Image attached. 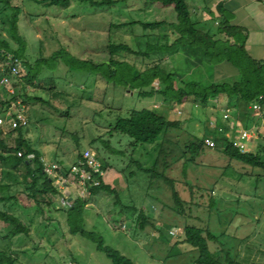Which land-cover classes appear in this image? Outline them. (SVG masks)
Wrapping results in <instances>:
<instances>
[{"label":"rangeland","instance_id":"obj_1","mask_svg":"<svg viewBox=\"0 0 264 264\" xmlns=\"http://www.w3.org/2000/svg\"><path fill=\"white\" fill-rule=\"evenodd\" d=\"M12 3L21 7L17 27L26 43L25 54L31 62L42 59L39 78H45L47 83L32 87L23 80L18 82V78V83L11 86L0 85L2 97H16L9 105L12 110L15 108L11 104L18 100L26 105L25 109L29 105L24 127L32 147L40 152L44 147L49 159L56 155L60 160L54 162L66 168L79 151L89 148L107 164L103 179L116 191L86 198L84 228L100 235L106 245L134 264L193 263L198 251L184 241L185 225L209 230L215 236L209 246L222 260L264 263V171L207 147L194 159L189 153L183 154L193 136L204 134L214 112L212 104L188 100L184 105H169L159 95L141 97L123 85L124 67L114 76L105 77L109 57L105 45L109 39L143 50L146 44L142 35L150 33L138 25H114L131 20H174L173 8L155 4L142 9L133 0L110 6L75 0L67 7H46L36 0ZM208 13L213 21L218 19L214 11ZM7 18L0 13L1 34L16 48L18 42L8 32ZM196 27L209 28L200 24ZM210 28L214 30L215 25ZM171 31L169 25L155 30L168 34ZM114 57L135 71V66L155 60V56L134 57L124 52ZM89 58L98 64L96 69L83 65ZM207 63V59L179 51L160 66L175 74L177 85L187 78L209 83L237 75L230 64L212 69ZM23 74L21 70L20 77ZM52 83L56 89L51 90L54 98L49 94ZM34 94L42 100L31 101ZM144 107L178 121V127L160 135L154 143L133 147L128 135L112 132V127L116 116ZM4 108L0 107V116L7 109ZM6 141L14 144L11 138ZM2 167L0 164V178L5 179ZM153 168L157 174H153ZM4 181L12 183L11 193L18 200L7 205L29 223L30 234L11 235L10 224L0 221V250L12 251L21 264H112L93 241L70 233L60 195L56 196V206L43 205L41 213L34 206H25L29 201L21 193L22 184L7 178ZM173 188L182 201L181 207L174 202ZM140 211L147 217L143 227L137 223Z\"/></svg>","mask_w":264,"mask_h":264},{"label":"trees","instance_id":"obj_2","mask_svg":"<svg viewBox=\"0 0 264 264\" xmlns=\"http://www.w3.org/2000/svg\"><path fill=\"white\" fill-rule=\"evenodd\" d=\"M43 6H60L67 7L71 0H36ZM81 3H88L92 6H110L113 3L127 0H75ZM141 4L144 9L148 6L159 5L162 7L171 6L175 12L174 20L159 19L153 21L131 20L114 26H140L143 30H150V33H144L142 40L146 48L135 49L125 42L115 43L109 39L106 43V51L109 54L106 60L105 77L109 78L117 74L121 67V77L123 85L130 90H136L139 96L154 97L161 96L169 105H184L188 100L198 102L201 105H209L211 100L224 98V106H228L233 98L237 104H242L247 109V104L263 95L262 105L264 111V62L250 57L245 49L246 30L240 26L230 23L231 16L223 8L222 4L217 5V12L220 13L218 19L213 24L215 29L208 30L198 29L193 21L190 9L186 0H133ZM21 7L13 4L12 0H0V13L8 16L7 21L10 23L8 32L10 36L18 42V46L13 48L10 40L1 34L3 22L0 21V78L3 74L1 66L6 65L9 60L20 62V71L23 70L22 77L19 75V81L35 87L44 86L47 80L39 78L41 70V58L30 61L25 54L26 43L20 36L17 27V20ZM171 26V33H160L155 30L162 26ZM171 35H174L171 39ZM179 51L201 57L208 60L207 65L213 69L222 63L230 64L237 72L236 77L220 82L205 83L199 79H183L177 85L175 74L165 71L160 65L169 57ZM118 52L132 54L134 57L147 58L155 56V60L147 65L133 67L119 61L114 56ZM96 69L98 64L89 58L84 60L83 65ZM119 68V69H118ZM139 69V70H138ZM17 82V81H16ZM17 82V83H18ZM15 83V82H14ZM2 86V85H1ZM4 85L3 87H7ZM55 89L52 83L49 87ZM52 93V92H51ZM50 97L54 98V94ZM27 95V94H26ZM26 98V96H24ZM25 98L23 102L25 101ZM28 98V97H27ZM33 98V97H32ZM29 99V98H28ZM31 99V98H30ZM16 99L11 97L5 99L0 92V107L8 108L10 103ZM50 104L51 101H46ZM7 106V107H6ZM178 127V121L168 119L164 114H160L154 108L144 107L141 109H131L126 115L115 117L112 132L126 134L131 138L130 144L135 147L142 143H154L160 135L167 133L170 129ZM26 127L19 125L12 127L9 122L0 125V164H3V178L12 179L14 183L24 186L23 191L25 198L29 201L28 205L34 206L37 212H44L43 205H55L56 196L59 192L50 178L43 170L41 153L31 146L30 140L26 137ZM111 132V133H112ZM212 137L216 142V147L212 148L205 143V138ZM7 138L13 139L14 144L11 146L7 143ZM218 144L220 147L217 148ZM220 150L223 155L230 159L236 160L251 168H260L264 171V140L259 139L256 149L241 150L235 145L233 139L228 138L218 130L216 126L209 123L205 125V132L202 136H193V139L186 144L187 153L191 154L192 159L197 156L204 148ZM17 152H21L18 155ZM94 153V152H93ZM81 152L79 151V156ZM95 154V153H94ZM97 156V154H96ZM104 170L107 164L100 159ZM6 166V167H5ZM153 174L155 168L152 169ZM21 178V180H20ZM166 178V177H165ZM0 178V221L10 224V234H24L29 236V223L8 207L9 201H18L17 196L11 193L12 183ZM169 183L172 179L166 178ZM99 192H108L115 194L116 191L104 179L99 186L92 189V195ZM203 193V192H202ZM202 193H200L202 195ZM174 202L181 207L179 195L173 188ZM211 200L213 197L208 193ZM87 199L75 197L71 206L62 207L61 210L66 215V222L71 234H79L93 241L96 248L101 250L112 264H134L133 261L121 254L117 249L105 244L103 238L93 231L84 228V208L87 205ZM210 201L209 205H212ZM177 209V208H176ZM178 210V209H177ZM145 214L140 211L137 217V223L140 227L146 222ZM184 241L198 251L197 256L193 259L196 264H243L235 259L227 258L222 260L215 255L209 246V241L215 236L207 229L185 225L183 228ZM0 264H21L12 251L0 250ZM248 264H264L251 262Z\"/></svg>","mask_w":264,"mask_h":264},{"label":"crops","instance_id":"obj_3","mask_svg":"<svg viewBox=\"0 0 264 264\" xmlns=\"http://www.w3.org/2000/svg\"><path fill=\"white\" fill-rule=\"evenodd\" d=\"M190 9L191 17L195 15L196 26L206 25L210 29L213 24V16L208 11L217 12V5L222 4L225 11L230 14V23L240 26L246 30L245 49L250 57L264 62V5L261 0H186ZM165 57V62H167ZM227 63L215 66L219 67ZM31 88V87H30ZM38 95H33L31 101L40 99ZM40 99L39 101H41ZM224 98H218L213 101L211 106L214 109L210 120L215 121L218 130L222 131L225 136L234 141L240 139L242 131H248L250 138L246 141L247 150L254 151L259 139L264 140V111L246 109L242 104H237L233 98L228 106H224ZM26 107V105H25ZM29 107V105H28ZM28 107L26 108V116L28 115ZM229 110L228 116L223 114ZM28 117V116H27ZM41 158L48 161H59L57 156L48 158V153L43 147L41 149ZM76 158L72 161H75Z\"/></svg>","mask_w":264,"mask_h":264},{"label":"built area","instance_id":"obj_4","mask_svg":"<svg viewBox=\"0 0 264 264\" xmlns=\"http://www.w3.org/2000/svg\"><path fill=\"white\" fill-rule=\"evenodd\" d=\"M261 1L264 5V0ZM1 70L3 74L0 78V85L11 86L19 78L20 62L9 60L6 65L1 66ZM262 100L263 95H259L247 104V109L262 110ZM15 103L11 104L15 108L14 110H12V107H9L0 116V125L6 122H9L12 127L26 125L27 116L25 105L19 100ZM228 112L229 110H226L223 114L224 118L228 116ZM209 123L211 126H216L214 120H210ZM249 138V132L242 131L240 139L235 141V145L241 150H247L246 141ZM204 141L208 146L212 148L216 147V142L212 137H207ZM17 154L21 155V152H17ZM41 160L43 162L44 172L53 179V184L61 196L60 202L66 207L71 206L75 197L86 199L91 196L92 189L100 185L105 174L102 162L89 148L82 150L81 154L67 168L54 161H48L44 158H41ZM173 264L196 263L177 262Z\"/></svg>","mask_w":264,"mask_h":264}]
</instances>
